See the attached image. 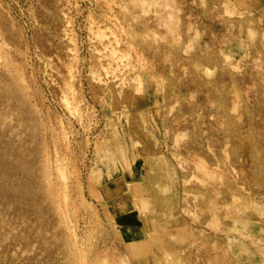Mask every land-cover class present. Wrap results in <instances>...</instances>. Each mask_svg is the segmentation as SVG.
Instances as JSON below:
<instances>
[{"label": "rangeland", "instance_id": "374dc122", "mask_svg": "<svg viewBox=\"0 0 264 264\" xmlns=\"http://www.w3.org/2000/svg\"><path fill=\"white\" fill-rule=\"evenodd\" d=\"M0 264H264V0H0Z\"/></svg>", "mask_w": 264, "mask_h": 264}]
</instances>
